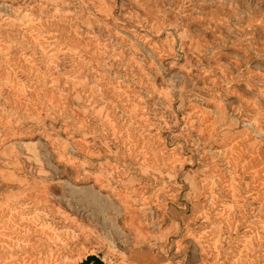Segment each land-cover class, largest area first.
<instances>
[{
  "label": "rangeland",
  "instance_id": "obj_1",
  "mask_svg": "<svg viewBox=\"0 0 264 264\" xmlns=\"http://www.w3.org/2000/svg\"><path fill=\"white\" fill-rule=\"evenodd\" d=\"M89 254L264 264V0H0V264Z\"/></svg>",
  "mask_w": 264,
  "mask_h": 264
},
{
  "label": "water",
  "instance_id": "obj_2",
  "mask_svg": "<svg viewBox=\"0 0 264 264\" xmlns=\"http://www.w3.org/2000/svg\"><path fill=\"white\" fill-rule=\"evenodd\" d=\"M92 259H94L97 262V264H103L102 258L97 254H89L85 260L87 262H90Z\"/></svg>",
  "mask_w": 264,
  "mask_h": 264
},
{
  "label": "bare ground",
  "instance_id": "obj_3",
  "mask_svg": "<svg viewBox=\"0 0 264 264\" xmlns=\"http://www.w3.org/2000/svg\"><path fill=\"white\" fill-rule=\"evenodd\" d=\"M105 262V261H104Z\"/></svg>",
  "mask_w": 264,
  "mask_h": 264
}]
</instances>
